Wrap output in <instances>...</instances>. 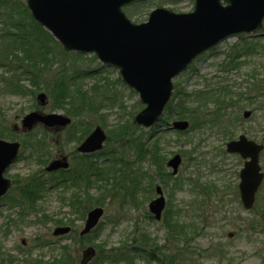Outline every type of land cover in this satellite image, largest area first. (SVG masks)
<instances>
[{
  "label": "rangeland",
  "instance_id": "374dc122",
  "mask_svg": "<svg viewBox=\"0 0 264 264\" xmlns=\"http://www.w3.org/2000/svg\"><path fill=\"white\" fill-rule=\"evenodd\" d=\"M19 1L26 4L27 0ZM194 5L195 0H147L136 10V15H127L140 23L147 21L150 12L157 7L187 13ZM93 55H72L70 58L78 66L96 70L84 79L83 84L91 96L102 101V107L97 113L83 117L93 123L92 129L101 126L107 135L114 130L124 132L121 138L105 141L103 150L108 148L113 152L108 153V158L95 160L91 156L85 159L89 156L77 150L86 137L79 126L61 130L38 124L26 132L22 119L29 112H64L52 109L45 82L36 86L26 79L22 82L23 93L8 91L4 83H0V139L17 140L22 144L18 160L5 176L23 182L32 177L49 181L50 178L69 176L61 171H46L53 159L66 156L70 169L90 168L88 164L91 163L90 169L98 165L103 171L100 179H108L118 173L119 168L127 167L121 157H127L128 151L122 148L121 141L141 136L147 142L145 147L149 150L158 147L159 153L166 156V162L180 154L179 171L173 174L166 164L164 171L171 174L166 185L156 176L150 177L156 174L159 177L154 166L149 162L142 163L141 175H145L137 194L138 202L108 198L99 225L85 235L80 233L87 213L93 206V199L100 195V185L105 183L91 184L98 178L91 171L81 181L92 185L89 191H83L87 190L84 186H70V182L65 185L53 183L57 186L41 192L42 197L32 210L25 208L24 211L22 204L1 199L0 264H80L83 250L88 246L97 249L96 257L89 264H165L150 257L148 251L167 264L175 254L176 259L180 257L178 264L181 259L182 264H264V178L254 206L245 209L235 192L245 160L226 150L227 142L238 139L241 134L264 143V25L258 32L240 33L219 43L174 78L173 97L177 90L181 91L177 92L179 97L174 105L180 98L186 99L185 94L191 95L184 108L188 112L204 102L203 98L197 99L193 95L198 91L215 93L205 101L207 111L216 108L217 100L236 104L227 109L229 116V113L240 116L232 137L209 124L192 129V120L187 114L182 116L167 110L163 122L172 124L184 119L191 127L184 132L169 129L165 123L151 128L137 127L134 116L145 106L139 94L124 83L118 69L105 66ZM8 74L0 68V76ZM46 80L49 82L50 73L44 75L43 81ZM40 92L49 97L45 105L38 101ZM245 111L251 112L249 118L243 117ZM30 133L33 134L26 135ZM36 140L47 147L38 150ZM260 164L264 172V151ZM151 184L153 190L150 189L149 194ZM158 185L163 189L166 209L175 211L169 221L174 222L172 229L167 226L168 218L164 214L160 220L151 219L149 203L158 196L155 190ZM206 185H215L219 192L208 198L206 191L199 189ZM84 196L88 197L83 199ZM199 206H202L201 210ZM64 225L71 227L70 234L55 236L54 230Z\"/></svg>",
  "mask_w": 264,
  "mask_h": 264
},
{
  "label": "water",
  "instance_id": "95a60500",
  "mask_svg": "<svg viewBox=\"0 0 264 264\" xmlns=\"http://www.w3.org/2000/svg\"><path fill=\"white\" fill-rule=\"evenodd\" d=\"M146 0H27L32 17L49 30L66 51L94 53L104 65L119 70L125 84L135 90L145 105L134 117V122L151 127L161 119L171 100L174 78L187 70L201 53L218 43L240 33L257 32L263 27L264 0H195L193 11L175 12L164 6L150 12L147 21L134 22L124 8ZM40 104L47 103L48 96L40 92ZM251 114L245 111L247 118ZM37 123L48 128H62L71 118L62 113L32 111L22 119L25 130ZM188 120L173 122V129L186 130ZM106 133L97 126L78 146L82 153H90L103 147ZM21 143L0 139V199L12 186V179L5 172L17 161ZM263 143H257L241 134L227 143V151L238 153L245 159L240 171L239 189L241 201L251 209L256 193L264 178L260 164ZM182 162L180 154L174 155L168 166L177 174ZM70 165L66 156L52 160L48 172ZM159 194L149 204L150 211L160 220L166 207L161 186ZM104 215V208L91 209L81 235L91 232ZM70 226H58L54 235H64ZM94 246L83 250L80 264H88L96 255Z\"/></svg>",
  "mask_w": 264,
  "mask_h": 264
},
{
  "label": "trees",
  "instance_id": "16d2710c",
  "mask_svg": "<svg viewBox=\"0 0 264 264\" xmlns=\"http://www.w3.org/2000/svg\"><path fill=\"white\" fill-rule=\"evenodd\" d=\"M144 4L145 3H136L127 7L126 11L128 15H136V10ZM0 23L2 25L0 28V68H3L9 73L7 76H0V81H3L0 83H4L8 91L23 93L24 85L22 82L24 80L27 79L28 82L36 86H39L41 82H45L44 88L47 89L50 95L52 109L61 110L66 115L72 117L74 121L69 128L79 126L84 134L83 137L89 134L93 123L84 119L83 115L97 113L102 107V101L99 99L96 100L95 97L91 96L89 91L85 90L83 82L86 77L92 76L93 72L96 70L74 64L70 56L76 55L80 57L82 54L65 51L54 36L32 18L27 4H22L19 0H0ZM93 58L97 59L95 55H93ZM46 73H50L49 82H47V80L43 81ZM1 77H3V79ZM177 92L181 93L179 90L176 91L175 96L168 106L169 113L176 112L178 115L182 116L183 114H187V118L192 120V129L209 124L212 128L216 127L218 130H222L225 136L232 137L234 135L237 121L240 120V116L234 113H229V116L227 109L236 104H231V102H227L226 100H217L218 103H216V108L214 110L208 109L207 111L205 107L207 102L205 101L211 99L215 93L208 94L206 93L208 91H198L193 93V95L197 97V99L203 98L204 102L199 103V105L193 107L191 112H188L184 110V108L191 95L188 96L185 94L184 97L186 99L180 98L178 104L174 105L175 100L179 97L177 96ZM108 100L110 101V99ZM125 128L126 133L128 126ZM123 133L124 132L121 130L118 132L116 130L112 131L110 133L112 137L110 134L108 135V142H110L113 137L121 138ZM32 134L33 133L26 135ZM34 143L39 147L38 150L47 147V144L40 143V141L37 140ZM146 143L143 137H127L123 139L121 141L122 148L127 149L128 153L126 152L127 157H121V161L126 163L127 167L119 168L118 173L110 175L108 179H100L99 177H101L103 171L98 168V165L90 169L91 163H89L88 166H90V168L83 166L80 170L70 169L68 172L69 176H65L64 174L68 173L63 172L62 174L64 176L60 178H50V182L46 180V178L38 177L29 178L24 182L22 180H14L13 189L6 196V199L10 202H14L16 205L22 204L24 206V211H26L25 208L32 210L37 206L38 199L42 197L41 192L47 188L65 185L70 182V186H84L87 190L83 191L87 192L89 191L88 188L92 186L91 184L97 181H105L103 186L100 185L101 192L99 197L97 199L92 198V207L107 206L108 198H121L124 202L127 201V199L128 202H138L137 194L141 189V179H143L145 175V173L141 175L140 165L142 163L149 162L150 165L154 166L155 171L159 173V177L157 174L150 175V177L156 176L166 185L169 183L171 177L170 173L164 171L166 168V156L159 153L158 147H153L152 150H149L145 147ZM112 152L113 150L109 151L108 148H106L92 156L95 160H98L108 158V153ZM84 158L88 159L90 157ZM89 171L93 172L98 177L94 182H91L90 186L89 183L81 182ZM111 177H115L116 179H111ZM86 181L88 182V180ZM53 183L57 185H52ZM149 186L147 187H149L148 192L150 194V189L153 190V184ZM199 189L205 190L208 198L213 197L219 192V189L215 185H206V187ZM15 191L18 193L14 195L13 192ZM235 192L238 199V190L235 189ZM88 196H84L83 199ZM201 207L198 209L201 210ZM174 214L175 211L171 209H166L164 212V215L168 218L166 220L167 226L171 229L174 222L172 224L169 221H171ZM199 215L201 216V213ZM151 219H154L152 215ZM148 253L154 260L167 264V262L160 260L156 254H153V252L148 251ZM176 255L177 254L171 256L169 264H178L177 261L180 257L176 259ZM182 261L181 259V264L183 263Z\"/></svg>",
  "mask_w": 264,
  "mask_h": 264
},
{
  "label": "flooded vegetation",
  "instance_id": "af4514ba",
  "mask_svg": "<svg viewBox=\"0 0 264 264\" xmlns=\"http://www.w3.org/2000/svg\"><path fill=\"white\" fill-rule=\"evenodd\" d=\"M237 188H238V186H237ZM238 190V193H239V188L237 189ZM239 198H240V193H239ZM240 200V199H239ZM241 201V200H240Z\"/></svg>",
  "mask_w": 264,
  "mask_h": 264
}]
</instances>
